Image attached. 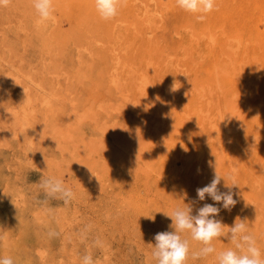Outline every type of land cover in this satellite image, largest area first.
Returning a JSON list of instances; mask_svg holds the SVG:
<instances>
[{"label": "rangeland", "instance_id": "374dc122", "mask_svg": "<svg viewBox=\"0 0 264 264\" xmlns=\"http://www.w3.org/2000/svg\"><path fill=\"white\" fill-rule=\"evenodd\" d=\"M53 6L43 23L32 0L0 7V257L157 264L155 234L174 231L165 214L215 204L196 189L216 168L238 201L216 219L225 231L245 220L264 258V0H215L207 14L121 0L108 21L94 0ZM50 177L71 200L46 196ZM181 235L186 264L235 247L214 239L216 253L193 259L203 245Z\"/></svg>", "mask_w": 264, "mask_h": 264}, {"label": "clouds", "instance_id": "9594fccd", "mask_svg": "<svg viewBox=\"0 0 264 264\" xmlns=\"http://www.w3.org/2000/svg\"><path fill=\"white\" fill-rule=\"evenodd\" d=\"M10 0H0V7L7 6ZM121 0H94L95 9L101 19L108 21L118 15ZM178 7L193 14H207L215 7V0H176ZM32 6L39 17V22L54 20L53 0H32ZM199 19H204L200 15ZM211 166V165H210ZM230 179H233L230 177ZM221 177L215 168L211 182L204 187L196 189L197 197L200 201L210 197L215 204L205 203L197 210L196 215H192V207L177 208L171 215L165 214L171 219L174 231H163L154 236L155 244L152 256L157 264H186L189 256V241L182 238V233L188 232L191 239L200 242L203 247L192 254L193 259H200L216 253L212 241L218 238L230 239L235 245L234 249H227L216 254L217 264H264V258L257 247L256 239L248 234L245 220L237 218L231 227L225 231V225L221 220L216 219L221 211L231 210L237 200L232 187L237 186L235 180L231 186L225 183L227 191H221L218 185L221 184ZM41 187L46 196L56 197L59 195L65 203L72 199L74 193L66 188L63 182L55 177L43 179ZM217 205H220L219 207ZM160 213V212H158ZM154 220V218H152ZM2 239V238H0ZM0 264H14L11 257H0ZM83 264H95L91 255L83 258Z\"/></svg>", "mask_w": 264, "mask_h": 264}, {"label": "bare ground", "instance_id": "6f19581e", "mask_svg": "<svg viewBox=\"0 0 264 264\" xmlns=\"http://www.w3.org/2000/svg\"><path fill=\"white\" fill-rule=\"evenodd\" d=\"M151 1H152V0H151ZM219 2H220V1H219ZM155 3H156V1H155ZM221 3H222V2H221ZM162 6H163V4H162ZM233 7H234V5H233ZM249 7H250V6H249ZM249 7H248V8H249ZM256 7H257V6H256ZM154 8H155V7H154ZM167 8H168V7H167ZM257 8H258V7H257ZM159 10H160V9H159ZM228 10H230V9H228ZM247 10H248V9H247ZM153 11H154V10H146V12L148 13L149 16L152 15ZM164 11H165V10H164ZM228 12H229V11H228ZM238 16H239V15H238ZM161 17H162V16H161ZM146 24H147V23H146ZM151 25L153 26V24H151ZM191 26H192V25H191ZM205 28H206V27H205ZM140 29H141V28H140ZM149 29H150V28H149ZM152 32H153V31H152ZM221 33H222V32H221ZM192 34H193V33H192ZM175 35H176V34H175ZM190 36H191V35H190ZM197 37H198V36H197ZM197 37H196V38H197ZM206 37H208V36H206ZM210 37H211V35H210ZM194 38H195V37H194ZM199 38H200V37H199ZM208 38H209V37H208ZM208 38H207V39H208ZM226 38H227V37H226ZM234 38H235V37H234ZM190 39H191V37H190ZM201 39H202V37H201ZM213 39H214V38H213ZM225 40H227V39H225ZM225 40H224V41H225ZM238 40H239V39H238ZM238 40H237V41H238ZM228 41H229V39H228ZM232 41H233V40H232ZM207 42H208V41H207ZM214 42H215V41H214ZM215 43H216V42H215ZM237 43H238V42H237ZM263 43H264V42H263ZM204 44H205V43H204ZM208 44H209V43H208ZM223 44H224V42H223ZM227 44H228V43H227ZM205 45H206V44H205ZM235 45H236V44H235ZM237 45H238V44H237ZM237 45H236V46H237ZM197 46H198V45H197ZM207 46H208V45H207ZM207 46H206V47H207ZM234 47H235V46H234ZM212 48H213V46H212ZM245 48H246V47H245ZM182 49H183V48H182ZM222 49H223V48H222ZM247 49H248V48H247ZM253 50H254V49H252V52H253ZM220 52H221V54L223 55V52H222V51H220ZM235 53H236V51H235ZM196 54H197V53H196ZM183 55H184V54H183ZM197 55H198V54H197ZM227 55H228V54H227ZM227 55H226V58L228 57ZM204 56H205V55H204ZM209 56H210V55H209ZM185 57H186V56H185ZM186 58H187V57H186ZM217 58H218V57H217ZM228 58H229V57H228ZM182 59H183V58H182ZM200 59H201V57H200ZM229 59H230V58H229ZM214 60H215V59H214ZM231 63H232V62H231ZM231 63H230V64H231ZM192 64H193V63H192ZM213 64H215V63H213ZM196 65H197V64H196ZM211 65H212V64H211ZM232 65H233V64H232ZM206 66H207V65H206ZM212 66H213V65H212ZM207 67H208V66H207ZM213 67H214V66H213ZM230 67H231V65H230ZM182 68H183V67H182ZM215 68L217 69V67H215ZM215 68H214V69H215ZM214 69H212V70L214 71ZM219 70H220V69H219ZM231 70H232V69H231ZM213 71H211V73H212ZM220 71H221V70H220ZM240 71H241V70H240ZM216 72H218V71L216 70ZM222 72L224 73V70H223ZM226 72H227V71H226ZM218 73H219V72H218ZM218 73H216V74H218ZM223 75H224V74H223ZM216 76H217V75H216ZM217 77H218V76H217ZM226 77H227V76H226ZM217 81H218V79H217ZM231 85H232V84H231ZM203 88H204V87H203ZM209 89H210V88H209ZM203 91H204V90H203ZM209 91H210V90H209ZM213 91H214V90H213ZM219 91H220V89H219ZM184 92H185V91H184ZM205 93H206V92H205ZM208 93H209V92H208ZM201 94H202V93H201ZM224 94H225V93H224ZM169 95H170V94H169ZM219 95H220V94H219ZM229 95H230V94H229ZM221 96H222V95H221ZM200 97H202V96H200ZM203 97H204V96H203ZM207 98H208V97H207ZM219 100H220V99H219ZM198 101H199V100H198ZM219 104H220V103H219ZM198 107H199V106H198ZM206 107H207V106H206ZM209 107H210V105H209ZM219 107H220V106H219ZM201 108H202V107H201ZM178 109H179V108H178ZM183 109H184V108H183ZM197 109H199V108H197ZM212 109H213V108H212ZM218 109H219V108H218ZM220 109H221V108H220ZM175 110H176V109H175ZM199 110H200V109H199ZM208 110H209V109H208ZM193 111H194V110H193ZM206 111H207V110H206ZM196 112H197V114H198V110H197ZM194 113H195V111H194ZM202 113H203V112H202ZM219 113H220V112H219ZM187 114H188V113H186V117H188ZM192 114H193V113H192ZM200 114H201V113H200ZM184 115H185V114H184ZM203 115H204V114H203ZM193 116H194V115H193ZM200 116H201V115H200ZM207 116H208V115H207ZM225 116H226V115H225ZM196 117H197V116H196ZM201 117H202V116H201ZM199 118H200V117H199ZM203 118L205 119L206 117H203ZM218 119H219V117H218ZM224 119H225V118H224ZM183 120H184V119H183ZM202 120H203V119H202ZM219 120H220V119H219ZM191 121H192V120H191ZM200 121H201V119H200ZM203 121H204V120H203ZM168 122H169V121H168ZM205 122H206V121H205ZM202 123H203V122H202ZM221 123H222V122H221ZM221 123H220V124H221ZM182 124H183V123H182ZM182 124H181V125H182ZM196 124H197V123H196ZM220 124H219V125H220ZM179 125H180V124H179ZM197 125H198V124H197ZM197 125H196V126H197ZM211 125H212V124H211ZM171 126H172V125H171ZM177 126H178V125H177ZM198 126H199V125H198ZM202 126H203V125H202ZM220 126H221V125H220ZM222 126H223V125H222ZM167 127H168V126H167ZM233 128H234V127H233ZM173 129H174V128H173ZM199 130H200V128H199ZM223 130H225V129H223ZM260 130H261V129H260ZM203 131H204V130H203ZM181 132H182V131H181ZM193 133H194V132H193ZM193 133H192V134H193ZM172 134H173V133H172ZM172 134H171V135H172ZM198 134H199V133H198ZM184 136H185V135H184ZM207 136L210 137L209 135H207ZM223 136H224V135H223ZM225 136H226V135H225ZM221 137H222V136H221ZM178 138H179V137H178ZM179 139H180V138H179ZM199 139H200V138H199ZM202 139H204V138H202ZM208 139H209V138H208ZM210 139H211V138H210ZM210 139H209V140H210ZM220 139H224V138L222 137V138H220ZM181 140H184V139H181ZM181 140H180V141H181ZM185 140H186V138H185ZM185 140H184V141H185ZM188 140H189V139H188ZM211 140H212V139H211ZM206 141H207V140H206ZM167 142H169V141L167 140ZM167 142H166V145H167ZM181 142H182V141H181ZM207 142H208V141H207ZM212 142H213V141H212ZM174 143H176V142H174ZM201 143H202V142H201ZM199 144H200V143H199ZM206 145H208V144L206 143ZM206 145H204V146L206 147ZM211 145H212V144H211ZM184 146H187V145H184ZM168 147H169V146H167V148H168ZM175 147H177V146H175ZM213 148H214V147H213ZM168 150H169V149H168ZM182 150H184V149H182ZM185 150H186V149H185ZM201 150H202V149H201ZM210 150H211V149H210ZM213 150H214V149H213ZM198 152H199V151H198ZM198 152H197V153H198ZM182 153H183V151H181V154H182ZM203 153H204V152H203ZM170 154H172V152H171ZM170 154H169L168 156H170ZM181 154H180V157H181ZM210 155H211V154H210ZM172 156H174V155H172ZM202 156H204V155H202ZM189 157H190V155H189ZM184 158H185V157H184ZM186 158H188V156H187ZM188 159H189V158H188ZM189 160H190V159H189ZM192 160H194V159H192ZM205 161H206V160H205ZM209 161H210V160H209ZM209 161H208V162H209ZM199 162H200V161H199ZM200 163H201V162H200ZM190 164H191V162H190ZM198 164H199V163H198ZM203 164H204V163H203ZM204 166H205V164H204ZM188 167H189V165H188ZM194 170H196V169H194ZM181 171H182V170H181ZM90 172H91V171H90ZM177 172H178V171H177ZM195 172H196V171H195Z\"/></svg>", "mask_w": 264, "mask_h": 264}]
</instances>
